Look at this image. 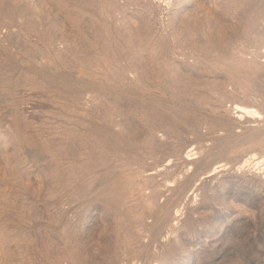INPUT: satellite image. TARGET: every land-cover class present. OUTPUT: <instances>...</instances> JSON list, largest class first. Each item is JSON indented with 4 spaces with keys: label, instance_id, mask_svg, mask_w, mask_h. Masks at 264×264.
<instances>
[{
    "label": "rangeland",
    "instance_id": "obj_1",
    "mask_svg": "<svg viewBox=\"0 0 264 264\" xmlns=\"http://www.w3.org/2000/svg\"><path fill=\"white\" fill-rule=\"evenodd\" d=\"M0 264H264V0H0Z\"/></svg>",
    "mask_w": 264,
    "mask_h": 264
},
{
    "label": "bare ground",
    "instance_id": "obj_2",
    "mask_svg": "<svg viewBox=\"0 0 264 264\" xmlns=\"http://www.w3.org/2000/svg\"><path fill=\"white\" fill-rule=\"evenodd\" d=\"M238 108H239L241 111L246 112V113H247L248 110H249L248 108L246 109V108H244V107H240V106H238Z\"/></svg>",
    "mask_w": 264,
    "mask_h": 264
}]
</instances>
